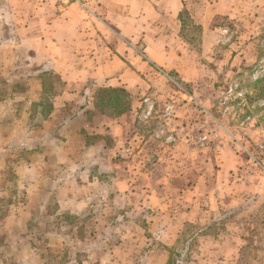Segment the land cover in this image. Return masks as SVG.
I'll return each mask as SVG.
<instances>
[{
	"label": "rangeland",
	"instance_id": "1",
	"mask_svg": "<svg viewBox=\"0 0 264 264\" xmlns=\"http://www.w3.org/2000/svg\"><path fill=\"white\" fill-rule=\"evenodd\" d=\"M33 1L0 0V264H264V0L150 18L130 38L148 59L123 129L72 128L61 165L38 142L63 86L48 70L29 101L27 37L63 27ZM74 193L94 194L82 216Z\"/></svg>",
	"mask_w": 264,
	"mask_h": 264
},
{
	"label": "crops",
	"instance_id": "2",
	"mask_svg": "<svg viewBox=\"0 0 264 264\" xmlns=\"http://www.w3.org/2000/svg\"><path fill=\"white\" fill-rule=\"evenodd\" d=\"M33 3L39 2L34 0ZM41 3L48 9L36 15H58L56 18L62 23L63 29L57 31L58 36L54 30L48 33L43 29L40 33L31 32L27 37L30 40L27 50L32 51L29 52L32 55V69L39 73L32 76L33 92L29 101L32 104L42 103L44 99L45 84L41 74L51 70L60 77L63 90L51 100L52 111L44 115L46 118L39 128L42 136L38 143L41 142L43 149L48 148V153L45 150L44 155L49 162L55 155L56 163L61 165V148L66 144L63 140L67 138L71 141L73 136L69 131L72 128H75L74 133L85 132L90 124L98 133L100 129L106 133L123 129L118 123L125 114L117 119L97 110L95 92L102 87H124L130 92L134 90L141 82L140 73L145 70L148 58L137 53L138 48L130 38L139 32L143 33L146 30L144 25L149 23L150 18L177 17L185 3L183 0H42ZM163 37L158 39V44L159 50L165 52L168 49ZM32 112V109L27 110V121H30ZM32 129L35 132L37 127ZM11 135H15V132ZM31 145L27 143L26 146ZM112 146H109L110 151H114ZM39 159L46 161L45 156ZM28 162L33 166L38 164L30 160ZM62 170H66L65 166ZM38 192L46 197L50 191ZM33 194L37 195L36 192ZM73 196L75 198L68 210L82 216L90 207L94 194L74 193ZM44 201L46 199H41L39 205ZM78 219L83 221L82 217ZM164 242L172 246L175 239H166ZM109 255L104 256L102 261L106 262ZM94 256L95 253L90 255ZM96 260H99L98 257Z\"/></svg>",
	"mask_w": 264,
	"mask_h": 264
},
{
	"label": "trees",
	"instance_id": "3",
	"mask_svg": "<svg viewBox=\"0 0 264 264\" xmlns=\"http://www.w3.org/2000/svg\"><path fill=\"white\" fill-rule=\"evenodd\" d=\"M257 82H260L257 81ZM97 110L110 117L117 118L128 113L132 108L133 95L124 87H102L94 96ZM180 261H188L187 255L177 254ZM171 263V260H170Z\"/></svg>",
	"mask_w": 264,
	"mask_h": 264
}]
</instances>
